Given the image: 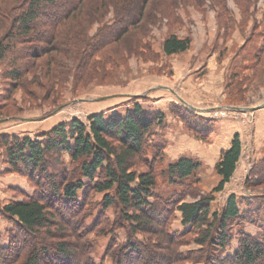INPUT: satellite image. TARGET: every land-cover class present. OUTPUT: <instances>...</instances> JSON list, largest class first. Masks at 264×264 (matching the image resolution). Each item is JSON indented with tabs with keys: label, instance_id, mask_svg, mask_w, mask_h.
<instances>
[{
	"label": "rangeland",
	"instance_id": "rangeland-1",
	"mask_svg": "<svg viewBox=\"0 0 264 264\" xmlns=\"http://www.w3.org/2000/svg\"><path fill=\"white\" fill-rule=\"evenodd\" d=\"M28 1L0 0V41ZM92 10L85 13V21H74V26L69 22L76 33L70 37L68 32V37L59 41L62 53L56 57L55 66H51L53 72L46 56H26L31 46L38 50L45 46L35 40L40 35L38 31L27 37L28 42L13 41L14 45L0 60V138L10 134L45 140L44 134L60 124L71 125L79 120L88 126L92 114L125 115L137 103L147 112L165 114L163 126L153 127V141L167 143L163 158L158 160L156 156L158 162L152 163L158 177L154 194L163 200L183 197L190 202L213 197V212L222 211L229 197L235 195L245 216L231 227L233 238L224 251L212 245L208 248L210 258L233 255L244 233H264V0H150L141 23L118 42L99 48L90 60L89 44L102 38L106 29L110 31L123 14L121 7L113 3L107 4L98 16ZM172 34L190 37V48L165 54L164 40ZM81 53L83 71L77 69ZM13 64L27 68L16 86L10 77ZM199 129L213 133L206 139L204 136L209 133L204 131V136H197ZM236 133L242 141L238 168L224 190L213 192L220 181L215 166ZM189 146L191 154L206 163L195 177L172 183L168 167L178 155L182 156V148ZM150 151L160 154L157 148ZM7 157L6 148L0 147V246L9 245L19 230L17 220L4 212L6 204L31 196L42 199L48 192L50 176L77 182L80 177L75 172L81 169L69 154L57 150L47 154L45 170L40 166L33 171L23 164L11 169ZM136 162L132 170L149 171L145 163ZM79 195L81 198V192ZM88 196L84 211L92 210L87 219L91 224L103 209L105 195L90 190ZM150 200L159 199L151 196ZM120 206L107 209V221L87 237L98 263L112 238H118L122 244L129 238L133 242L165 246L161 234L165 228L156 225L157 231L133 234ZM160 218L163 219L162 214ZM185 228L181 213L172 210L167 230L181 233ZM200 231L196 229L182 239L185 244L180 247L181 252L195 257L206 253L194 242L200 238ZM45 232V228L40 232L44 238ZM70 235L69 240L79 242L75 234ZM46 240L60 241L58 237ZM155 249L160 253L166 251ZM198 258L180 264H215L212 259ZM111 263L112 259H107V264ZM156 263L164 264L165 260Z\"/></svg>",
	"mask_w": 264,
	"mask_h": 264
},
{
	"label": "trees",
	"instance_id": "trees-1",
	"mask_svg": "<svg viewBox=\"0 0 264 264\" xmlns=\"http://www.w3.org/2000/svg\"><path fill=\"white\" fill-rule=\"evenodd\" d=\"M149 1L29 0L25 10V4L22 5L20 9L23 11L14 17V24L0 41V60L14 45L13 41L28 42L27 37L38 31L40 35L34 39L45 46L39 47V50L37 46H31L26 56L34 59L46 56L51 69L56 57L62 53L59 41L61 42L65 36L68 37V32L70 37L76 33L70 21L73 26L74 21H85L83 20L87 17L85 13L91 9L93 15L98 16L97 13L109 3L120 6L123 14L115 20L113 28L110 31L106 29L104 36L95 44L92 42L89 44L91 55L87 57L91 60V56L99 48L108 43L118 42L123 34L126 35L131 28L141 23ZM100 36L101 33L98 37ZM7 40L8 43L5 42ZM190 45V37L180 38L172 34L164 40L163 51L167 55H172L187 51ZM82 54L81 56L79 54L80 62ZM77 69L83 71L85 65L81 62ZM28 70L30 71V68ZM51 70L53 72V69ZM10 73L12 83L16 86L21 83L27 68L13 64ZM164 117L165 114L162 113L145 111L137 103L134 109L127 111L125 115L92 114L88 117V126L79 120H74L71 125L60 124L44 134L45 140L10 134L1 136L0 147L6 148L7 161L11 169H17L19 164H23L33 171L40 166L45 170L46 156L53 150L69 154L72 162L80 164L81 169L79 173L75 172L77 177H80L77 182L70 178L55 179L53 175L50 176L48 192L42 195V199L31 196L4 206V212L17 220L19 230L11 238L9 245L0 246V264H107L109 258L112 259L111 264H157L159 260H165L164 264H180L195 261L198 257L200 260L202 258V261L212 259L215 264H264V233L261 235L244 233L240 238V247L233 255L225 258L222 255L213 258L208 256L210 245L220 251L226 249L233 238L230 233L231 227L245 216L241 213L235 195L229 197L222 211L216 212L212 211L213 197L190 202L182 200L183 197L177 200H163L157 195L159 200L153 202L150 200L151 196L157 197L154 190L158 181L152 166L163 158L167 144L162 140L153 141L156 135L153 133V127L162 125ZM204 131L209 133L208 136L206 134L204 136ZM204 131L199 129L196 135L208 139L210 133H213ZM156 148L160 154L157 152L154 155L150 150L155 151ZM241 155L242 141L240 135L236 133L230 148L222 152L215 166L220 181L213 192L224 190L238 168ZM136 161L145 163L149 171L137 173L132 170ZM203 163L197 157L183 156L169 165L167 174L172 183L186 182L195 177ZM83 178L89 179V182H84ZM90 190L104 193L105 202L94 221L88 224L87 219L92 215V210L84 209ZM116 204L121 205L122 216L128 221L133 234L140 232L149 234L154 229L157 231L159 229L157 226L160 225V228H165L161 231L165 246L133 242L129 238L122 244L118 238H112L104 257L98 263L92 256L95 249L87 237L96 227L107 221L105 211ZM172 210L179 211L182 215V222L186 228L181 233H170L169 229L167 230ZM53 227H56V230L52 231ZM41 228L46 229L45 238L40 234ZM196 229H201V233L200 238L194 242L207 253L198 257L180 250L185 244L182 239L193 234ZM70 233L75 234L79 242L69 240L67 237L71 236ZM57 237L60 240L57 243L46 240ZM155 248L166 251L160 253Z\"/></svg>",
	"mask_w": 264,
	"mask_h": 264
},
{
	"label": "crops",
	"instance_id": "crops-1",
	"mask_svg": "<svg viewBox=\"0 0 264 264\" xmlns=\"http://www.w3.org/2000/svg\"><path fill=\"white\" fill-rule=\"evenodd\" d=\"M168 129L170 130L171 127H169ZM167 135H169L168 132H167ZM168 137H169V136H168ZM168 137H167L168 142H170ZM184 141H186V140H184ZM190 144H191V143H190ZM190 146H191V145H190ZM190 146H189V148H187V147L182 148L181 151L183 152V154H182V156L178 155V156H177V159H179V158H181V157H183V156H194V154H193V155L191 154V147H190ZM228 148H230V146L227 147L226 149H228ZM192 153H193V152H192ZM194 157H196V155H195ZM211 157L213 158V156H211ZM212 158H210V159H212ZM203 159H204V157H203ZM204 163H206V162H204Z\"/></svg>",
	"mask_w": 264,
	"mask_h": 264
}]
</instances>
